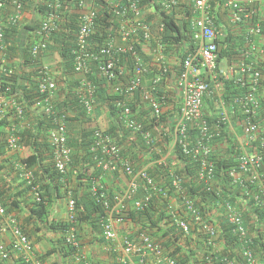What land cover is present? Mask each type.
<instances>
[{
	"label": "trees",
	"instance_id": "obj_1",
	"mask_svg": "<svg viewBox=\"0 0 264 264\" xmlns=\"http://www.w3.org/2000/svg\"><path fill=\"white\" fill-rule=\"evenodd\" d=\"M137 1L143 8L147 6L153 7L154 14H157L160 21L164 23L160 41L165 45V54L169 49L183 46V53L180 56L184 58L186 53L194 47L192 40L193 0H182L179 11L169 15L159 11L157 6L152 5L151 0ZM31 2L32 0H24V8ZM47 2L48 0H38V8L36 9L41 14L40 18L35 19L30 24L18 23L17 26H10L4 33L3 44L6 46L8 62H12L13 57L17 58L21 55V66L27 68V71L21 68H15L11 74L0 71V96L10 100L15 99L24 111L23 116L18 118L14 114V107L8 109V114L9 112L12 114L13 124L10 123L6 114L0 115V141L3 140L0 147L4 146V151L7 149L5 140L10 133L7 127L9 130L15 128L19 136L20 146L27 147L31 151V155L24 160L26 167L22 171H16L18 181L21 180L16 188L20 187L22 190L5 196L10 187L4 188V190L0 191V203L6 208L8 213H11L19 207L20 202L17 200V196L20 193L30 191L33 195L29 210L30 218L40 223H45L48 222L47 219L52 203L55 199L65 196L66 191L69 189L67 187L68 183L72 177H75L78 181H84L87 183L86 191L81 195L73 192L75 200L73 224L77 228L76 234L79 241V226L88 224L94 229L99 228L101 231L105 213L101 203L91 194V187L103 172L96 168L93 162L94 153L91 151L95 127H85L86 123H93L92 118L86 117L74 93L77 80L73 72V49L75 47L79 15L73 9H77L76 2L78 0H65L67 9L65 10V6L62 7L61 18L50 35L46 50L39 59L34 60L30 53L31 46L37 39L33 32L40 27V20L45 14ZM226 2L227 0H212L208 9L215 32L214 43L217 46L218 63L224 58H241L242 61L238 66L251 63L252 72L259 71L261 73V88L258 95L261 109L257 116V118L261 119V115H264V45L261 43L260 37L248 36L247 34L244 37H234L227 31L223 37L220 36L219 29L221 24L225 28L227 25L228 29L231 26L228 19L231 8L224 7ZM72 3L73 6H71ZM257 5L255 4L253 7H258ZM176 16L180 17L175 18ZM251 21L261 25L262 33L264 34V17L254 15ZM116 27L117 24L114 21L113 13L105 5L103 8H97V15L94 20V33L91 37L94 42L93 48L104 45L109 37H115ZM239 27L245 30V23L240 24ZM23 34L32 36L33 38L30 39L32 41L26 40L25 36L23 38ZM247 44L254 46L255 50L250 48L248 55L244 58L240 54L247 51ZM142 45H144L142 42H138L135 44V48L139 55L147 60L141 51ZM238 47L239 50H237ZM257 51L262 56L256 57L254 54ZM47 52L56 53L60 60L59 76L58 78L55 77V79L60 80L61 89L59 91L56 89L53 95V105L56 113L67 115L65 124L68 145L71 148V157L65 175H59L52 164V153L48 143V129L52 126L51 117L43 112L41 113V111L37 112L32 109V105H35L43 97L40 98L37 93L39 74L35 64L37 62L42 63V59L47 55ZM261 57L263 59H260ZM118 58L120 64L124 65L125 68L129 65L123 58ZM97 66L98 62H94L88 79L95 85V112L101 114L103 109L106 111L108 123L102 131L110 135L118 144L122 156L130 161L134 170L138 168L134 166L137 161L135 154L144 153L150 155V159L147 162L153 165L149 167V174L155 179L159 189L168 195V199H163L159 195L153 196L149 206L143 211H130L124 214V221L131 225L132 228H137V233L144 232L152 239L160 240L161 242L159 243L179 264H197L195 262L197 257L201 258L199 264H249L241 254L246 244L244 240H241L234 233L233 226L225 216V211L238 207L249 234L245 240L248 241L251 238L252 245H255L254 250L250 245L254 252V258L257 259L255 264H264V207L255 203L251 196V193L257 191L259 185L256 182L235 184L230 181L227 170L237 166V158L241 154V145L231 133L229 123L223 121L221 115L224 110L228 111L229 118L241 122L243 115L240 112L239 104L235 100L243 97L248 91L251 71L239 73L232 79L223 78L218 73L216 82L219 83V90L217 91L214 85L207 80L210 83L207 87V92L209 93L206 92L207 94L203 97L202 118L207 122L210 130L217 133V136L213 137L210 142L211 152L209 159L214 165V171L210 178L204 181L198 177L199 159L202 155L185 154L177 142L173 144L175 141L173 123H170L169 117L178 111V100L174 101L176 106L174 110L164 111L158 120H154L151 117L152 111L148 105L144 103L139 107L141 89L128 95L123 92L129 79L128 74H121L119 79L109 83L98 75ZM179 69L177 67V72ZM242 78L247 82L244 86L238 82ZM155 95L161 100L162 104L164 100L165 103L174 105L173 100L168 98L160 87L156 90ZM121 105L129 107L131 112L135 114L132 117L133 120L141 123L144 131L150 132V144H146L139 134L134 135L130 130L124 128L123 116H121L123 108ZM139 108L141 111H137ZM31 114H34L33 120L29 119ZM168 125L170 126L168 132L162 134L165 131H159V127L168 128ZM237 131L241 135V128H238ZM185 135L189 149H191L199 137L195 121L188 123ZM261 138L264 139V134L261 135ZM259 143L258 140L253 142L252 145L255 146V150L257 148L261 150ZM166 144H170L172 147V154H170L169 158H165L164 163H161L159 162L160 156L165 154L166 150L163 145ZM4 151L2 150L0 155ZM158 151H160L159 154ZM44 153H46L48 160ZM2 169L3 165H0V171ZM26 172H30L32 175L29 184L24 178ZM175 178L181 180L178 192L171 185ZM99 183L103 186L101 182ZM103 188L109 202H111L113 200L112 195L105 186ZM141 194L142 191L140 190L137 196H142ZM182 197L190 199L199 210L203 221L215 227L217 234L214 238L205 232L203 225L191 224L189 235L184 236L182 231L173 224V218L167 212L168 205L170 207L174 206L175 210H172L173 212L178 210L179 217L191 222L188 212L181 209ZM69 225L67 219L63 222H52L49 224L48 229L60 231L64 234L68 231ZM251 234L255 235V237ZM190 235L192 236L189 238ZM193 237L196 239L194 244L195 252L193 250H183L181 247L174 248L181 240L184 246L192 244L190 241L194 240ZM58 243L62 244L61 251H64L62 253L63 256L75 257L73 259L75 261L80 246L77 249L72 247L66 242L64 236ZM170 247H173V252H169ZM55 251L56 247L43 255H39L41 261L43 262L44 258ZM13 264L24 263L19 259L14 261Z\"/></svg>",
	"mask_w": 264,
	"mask_h": 264
},
{
	"label": "built area",
	"instance_id": "obj_2",
	"mask_svg": "<svg viewBox=\"0 0 264 264\" xmlns=\"http://www.w3.org/2000/svg\"><path fill=\"white\" fill-rule=\"evenodd\" d=\"M211 1L193 0L192 40L194 47L186 53L184 58L179 57V59L181 58L178 65L180 69L174 76V85L179 91L181 104L178 107V114L172 122L175 137L173 144L177 142L185 154L202 155L199 159L198 177L204 181L209 179L214 171V165L209 159L210 142L213 137L217 136V133L212 132L207 122L202 118L203 97L209 93L207 87L210 83L207 80L214 85L216 91L219 90V83L216 82L219 63L217 46L214 43L215 32L212 19L208 14ZM181 2L182 0H151L152 5L157 6L159 11L165 12V15L177 13ZM262 3L264 4V0H227L224 7L231 8L228 19L232 27H239L240 24L245 23L246 34L260 37L261 43L264 45L261 25L251 21L254 15L264 17ZM102 4L113 13L117 27L115 37H109L104 45L94 49V42L91 39L94 33V20L97 8L104 7ZM255 4H258V7H253ZM45 6L46 11L40 20V27L33 32L37 38L30 49L34 60H38L46 50L50 35L61 18L62 7L65 6V10L67 9L64 0H48ZM23 7L24 0H0V71L3 73L14 72V69L8 65L6 46L3 44L4 33L10 26H17L21 20ZM7 8L10 12L6 11ZM76 8L73 11L79 15V23L73 49V72L77 80L74 93L86 117L92 118L94 115L95 85L88 79V76L93 63L98 62V75L109 83L119 79L121 74H128L129 79L123 92L128 95L141 89L139 107L144 103L148 105L152 111L151 117L158 120L164 113L165 102L163 100L162 104L155 92L169 77L170 65L165 61V45L160 41L164 23L160 21L157 14H154L153 7L143 8L137 0H78ZM178 17L180 16L175 18ZM138 42H142L144 44L142 46H146L150 49V53L154 54L156 68H153L154 64L151 60H145L139 55L135 48V44ZM118 57L123 58L129 65L125 68L120 64ZM35 66L38 68L39 74L37 93L40 98L43 97L35 105H32V109L51 117L52 126L48 129V143L52 153V164L59 175H65L71 157L65 124L67 115L56 113L54 110L53 95L57 89V80L52 76L49 67L43 62H37ZM252 69L251 63L239 66L240 73L246 71H251V73L248 91L243 97L235 100L243 115L241 122L236 121L242 133L239 139L234 136L241 145V154L237 158V166L228 169L227 175L230 181L235 184L256 182L259 188L256 192L251 193V196L255 203L264 207V139L261 138V135L264 134V115H261V119L257 118L261 109L258 95L262 76L259 71L252 72ZM238 82L243 86L247 84L244 78L239 79ZM10 103L15 108V116L22 117L24 111L16 100L11 99ZM121 107L123 108L121 116H123L124 128L130 130L134 135L139 134L146 144H150V132L144 131L143 125L133 120L132 117L135 114L129 107L124 105ZM221 115L223 121L227 123L230 121L228 111L224 110ZM192 121L196 122L199 137L195 145L189 149L185 133L188 123ZM169 127V125L167 129L159 127V131H165L162 133L165 134ZM9 131L10 133L6 137V148L16 152L21 147L19 136L15 128ZM256 140L260 142L261 150L258 148L255 150V146L252 145ZM91 151L94 153L93 162L97 169L108 174L120 172L128 179L126 187L113 196L111 202L98 181L95 180L91 187V194L101 203L105 213V219L101 225L102 237L106 242H109L107 249L116 254L117 264H130L133 259H137V264H145L147 259L151 260L153 264H179L159 243L160 240L152 239L147 233L136 232L133 237L119 239L117 237L116 227L126 225L124 214L130 211H143L149 206L153 196L159 195L163 199H168V195L159 189L155 179L149 174V167L152 163L137 166L138 168L134 170L130 161L122 156L118 144L102 129H94ZM24 178L29 184L32 178L31 173L26 172ZM180 183L181 180L178 178H175L171 183L176 192L180 190ZM140 190L142 196H137ZM65 199L67 219L70 224L65 239L69 245L77 249L80 245L76 234L77 228L73 224L75 200L70 190H67ZM180 205L182 210L188 212L191 222L179 217L178 210L173 212L174 206L168 205L167 212L173 218V224L182 231L184 236L189 235L191 224L194 223L203 225L205 232L210 237H215L217 234L215 227L203 221L199 210L190 199L182 197ZM225 216L233 226L234 233L246 244L241 253L244 260L249 264L257 263L253 252L255 245H252L251 238L248 241L245 240L249 234L238 207L225 211ZM8 231L12 240L9 244L0 241V264H5L10 260L13 252L19 255V259L24 264H43L39 256L33 252L30 240L24 234L17 219L8 213L0 203V234ZM251 235L255 237V235ZM78 260L83 261L82 256H79V250L76 254V261ZM82 264L88 263L83 261Z\"/></svg>",
	"mask_w": 264,
	"mask_h": 264
},
{
	"label": "crops",
	"instance_id": "obj_3",
	"mask_svg": "<svg viewBox=\"0 0 264 264\" xmlns=\"http://www.w3.org/2000/svg\"><path fill=\"white\" fill-rule=\"evenodd\" d=\"M38 5V0H32V2L25 7V9L22 12L21 15V22L22 24H30L32 21H35V19L40 18L39 10L37 11L36 8ZM152 19V18H150ZM153 26L154 21L152 20ZM221 24V23H220ZM227 24V23H226ZM229 33L233 35L234 37L243 36L246 34L243 28L241 27H232L226 25V28L223 24L220 25L219 34L223 37L225 33ZM26 37V40L32 41V36H29L28 34H23ZM22 38V40H23ZM247 44L246 49L247 51L240 54L241 57H244L248 55V51L250 48L252 50H255V47L252 45ZM183 46L181 47H175L174 49L167 50L168 52L165 54L166 60L170 65L169 70V77L164 80V84L160 87L163 93L166 94V96L174 101L179 102L177 105L178 107L181 104V98L179 96V91L174 85V76L177 73V67L179 65V56L183 53ZM239 50V47L238 49ZM142 51L148 60H151V62L154 64L153 68L157 67L156 64V58L153 53H150V49L146 46H142ZM257 56H262L261 53H258V51L254 54ZM19 55L17 58L13 57L12 62L9 61V65L12 69L15 68H21L22 70L27 71V68L21 66V60ZM240 56H238L240 58ZM260 59H263L261 57ZM242 59H228L224 58L220 60L218 68L219 73L223 78L232 79L234 76L238 75L240 73L239 71V64L241 63ZM43 64H46L50 71L52 76L57 77L59 76V64L60 60L56 53L47 52V55L43 57L42 59ZM10 99H6L0 96V115L8 116V120L11 124H13V117L12 114L9 112L8 109L12 108ZM167 102V101H166ZM175 102L174 105L172 103H165L163 111H170L174 110L175 108ZM137 111H141L140 108L137 109ZM11 114V115H10ZM96 114V113H95ZM178 114V111L175 113ZM175 114L171 115L169 117L170 123L173 122L175 118ZM29 119L34 118V114L30 115ZM102 118L104 120V126L107 125L108 120H106V111L103 109L102 111ZM33 120V119H32ZM229 128L233 136H236L237 139H239L240 136H238V125L236 123V120L233 118H229ZM167 129V128H166ZM240 129V128H239ZM7 130L9 132V128L7 127ZM5 136V135H4ZM159 136V135H158ZM2 141H0L1 144ZM6 142V140H5ZM164 149L166 150L164 155L160 156L161 163L165 162V158H169L170 154H172V147L170 144L163 145ZM0 153L3 150L4 146L0 147ZM125 148V147H124ZM127 149V148H126ZM160 151H158V154ZM31 155V151L27 147H20L18 151L12 152L9 150H5L2 155H0V165H3V169L0 171V191L4 190V188H9L8 192H6L5 196H8L10 194H14L19 190H22V188L16 186L21 181H18L16 175L18 170H23V168L26 167V163L24 160ZM44 156L47 158L46 153H44ZM137 161L135 162V166H144L145 164H148L147 162L150 159V155H146L144 153L135 154ZM153 165V164H152ZM90 173V172H89ZM87 173V175H89ZM96 181L101 182L103 186L107 188V191L110 192V194L115 196L116 194L120 193L127 185L128 179L122 174V173H116V174H108V173H101L98 179ZM87 186V183L84 181H78L75 179V177H72V179L68 183V188H70L74 193L76 194H82L85 192V187ZM32 193L29 192H23L20 193L19 196H17V200L20 202L18 209H15L11 212V214L17 219L21 229L23 232L27 235V237L30 240L31 247L33 249V252L37 255H43L44 253L51 251L53 248L56 247V251L52 253L50 256L44 258L43 264H82L83 261H86L88 264H117L116 262V254L110 252L108 248L109 242H106L102 237V231H100L99 228L94 229L92 226L88 224H84L82 226L78 227V236L80 241V248H79V254L82 256L83 261H75L73 260L75 257L72 256H63V252L61 251L62 244H59L58 241L62 239L63 236L66 235V233H62L60 231H54L52 229H48L49 224L57 223V222H63L67 220V203L65 197L55 199L50 207V213L48 215V222L40 223L39 221H36L35 219H31L30 217V207L33 200ZM137 228H132L131 225H126L116 227L117 237H133L135 233L137 232ZM192 235L189 236V238ZM188 238V239H189ZM194 240L190 241L192 244L188 246H184V243L179 241L174 248L181 247L183 250H195L194 244L196 242L195 237H193ZM162 239V238H161ZM12 240V236L10 232H5L3 234H0V241L4 242L5 244H9ZM173 247L169 248V252H173ZM195 252V251H194ZM202 254V252H200ZM199 255V254H197ZM196 255V256H197ZM19 260V255L16 253L11 254L10 260L5 262V264H13L14 261ZM201 261L200 257H197L195 262L199 264ZM145 264H153L151 260H146ZM130 264H137V259H133V261Z\"/></svg>",
	"mask_w": 264,
	"mask_h": 264
},
{
	"label": "rangeland",
	"instance_id": "obj_4",
	"mask_svg": "<svg viewBox=\"0 0 264 264\" xmlns=\"http://www.w3.org/2000/svg\"><path fill=\"white\" fill-rule=\"evenodd\" d=\"M61 89V84H60V80L58 79L57 80V90L59 91ZM95 110H96V107H95V109H94V115L92 116V121H93V123H86V126L85 127H88V128H91V127H95V129H104V120H103V118H102V112H101V114H97L96 112H95ZM97 115H96V114ZM238 135H240V133H238Z\"/></svg>",
	"mask_w": 264,
	"mask_h": 264
},
{
	"label": "clouds",
	"instance_id": "obj_5",
	"mask_svg": "<svg viewBox=\"0 0 264 264\" xmlns=\"http://www.w3.org/2000/svg\"><path fill=\"white\" fill-rule=\"evenodd\" d=\"M64 1H65V0H64ZM65 3H66V2H65ZM67 3H69V2H67ZM24 4H25V3H24ZM24 9H25V8L23 7V10H24ZM6 11H7V12H10L8 8L6 9ZM20 22H21V20H20L18 23H20ZM238 136H240V135H238ZM68 190H70V191L73 193V191H72L70 188H69ZM66 192H67V191H66ZM64 197H65V196H64ZM24 234H25V233H24ZM25 235H26V234H25ZM26 236H27V235H26ZM64 238H65V236H64ZM103 239H104V238H103ZM38 256H39V255H38ZM39 258H40V257H39Z\"/></svg>",
	"mask_w": 264,
	"mask_h": 264
}]
</instances>
